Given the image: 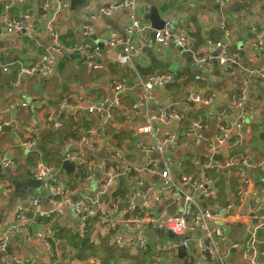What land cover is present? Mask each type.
Segmentation results:
<instances>
[{"label":"crops","instance_id":"crops-1","mask_svg":"<svg viewBox=\"0 0 264 264\" xmlns=\"http://www.w3.org/2000/svg\"><path fill=\"white\" fill-rule=\"evenodd\" d=\"M70 1L0 0V160L5 158L15 163L13 167L0 164V234L6 220H30V234L20 232L11 237L7 251L26 264H57L61 260L64 263L66 258L71 264L101 263L100 258H107L109 264H203L193 247L185 249L181 258L178 247L169 250L177 241L201 237V232L173 241L156 233L160 229L142 225L143 236L150 244L149 258L148 254L136 251L135 246L125 250L119 246L131 243L130 240L137 233L139 225L136 222L146 197V203L154 207L157 213L171 217L180 214V198L185 193L180 186L181 175L185 171L183 163L194 165L195 146L201 145L203 166L208 161V147L215 142L219 127L224 123L227 127L224 140L226 149L219 144L213 154L214 159L216 157L224 163L227 158L239 155L247 159L249 166L234 164L237 166L230 171L221 167L209 172L215 189L212 200L204 203L215 215L208 226L210 236L217 240L216 233L220 230V252L225 264H264V255H260L264 253V166L259 167L264 164V75L248 77L234 67L228 73H220L222 78L219 83L210 81L212 84L209 85L208 81L197 78L190 83L189 77L180 72L182 69L190 72L180 53L185 50H179L172 43L152 45L150 35L147 47L129 65L117 64V54L122 51L120 47L103 49L99 58L89 59L83 51L98 47V43L102 45L106 39H127L126 28L130 25L132 13L128 8H118L109 17L93 20L92 17L97 16L102 8L123 0H84L75 6L74 11L71 10ZM134 2V14L141 22L148 23L144 15L154 7L160 19L170 21L175 28L184 29L190 39L188 49L194 41L203 43L197 53L205 50L208 40L223 41L240 54V64L244 69L264 66V51L254 47L258 35L264 32V0H228L223 8L214 0ZM63 3H67L68 7H62ZM44 5H47V11L43 10ZM25 14L31 16L36 25L35 31L25 36L5 33L3 17L15 19ZM83 25L90 26L87 36L83 34ZM48 26L59 34L63 53L55 57L49 75L20 77V66L37 61L50 52ZM129 37L132 40L134 35ZM79 48L83 49L78 52L80 55H74ZM150 49L155 56L151 60L147 53ZM155 61V67L148 71ZM3 66H7L8 70L2 71ZM212 72L213 69H210L205 73L211 75ZM149 73L171 75V83L155 89L157 103L153 105L169 102L164 109L173 107L181 117L177 126L173 127L178 137L177 144L157 161L148 156L147 147L152 142L140 129L145 126L146 112L158 115L163 109L153 110L150 104L147 109L138 107L133 112V105L141 91L139 78ZM185 82H189L186 84L187 94L212 97L209 105H203L205 108L196 110L192 116L188 113L194 104L188 103L187 97L180 108L181 102L173 104L171 101L172 95L178 94ZM115 84H122L126 89L113 109L124 113L123 120L115 121L114 125L106 128L104 116L89 115L87 108L104 100L112 102ZM185 96L182 94V98ZM241 96L245 97V103L239 109L234 101ZM32 118L36 119L38 126L34 138L29 134ZM192 123H198V127L193 130L192 136H188ZM114 136L116 143L113 142ZM31 138L35 143L34 148H23L21 144ZM86 141L90 145H86ZM93 151H106L108 157L98 166ZM68 154L85 159L86 168L76 166L74 172L66 173L62 163ZM162 159L170 165L171 173L180 187L179 199L171 193L159 192ZM256 161L261 162L254 164ZM214 162L219 163L217 160ZM39 163L47 164L55 172L58 170L59 181L65 186V204L61 214L51 217L53 222L49 218L54 206L47 193L33 187V171ZM124 163L137 169V173L131 174L130 181L126 177L128 193L125 201L119 199L121 197H114L112 192L101 200V206L109 211L114 226L112 228L100 219L91 222L93 224L86 233L94 249V255L90 254L79 244H71L78 226L74 207L84 199L90 202L94 200L104 167L113 171L120 165L124 167ZM153 178H156L155 183L152 182ZM142 191L139 203L137 200ZM36 197L40 199L41 213L33 216L30 201ZM131 199L133 202L129 204ZM195 200L200 207L201 202ZM119 203L121 205H117ZM221 208H225V211L221 212ZM48 232L61 239L57 255H54L56 250L44 237ZM252 234L255 238H250ZM246 249L259 252L256 262L243 257ZM111 250L119 253L112 252L107 257ZM121 252L122 255H119ZM77 253L88 257L77 260L73 257ZM4 263L0 254V264Z\"/></svg>","mask_w":264,"mask_h":264},{"label":"built area","instance_id":"built-area-1","mask_svg":"<svg viewBox=\"0 0 264 264\" xmlns=\"http://www.w3.org/2000/svg\"><path fill=\"white\" fill-rule=\"evenodd\" d=\"M219 7L223 8L228 0H214ZM62 7H68L67 3H63ZM43 10L47 11V5H44ZM118 8H128L131 10L130 25L126 28L128 34L126 40L120 38L106 39L102 42L101 47H94L91 50L83 51L88 58L96 59L101 56V51L103 49H110L114 47H120L122 51L117 54L116 62L119 65L125 66L132 63L134 59L139 57L142 53L143 48L147 47L149 44L150 38L149 35L154 33L153 45L158 46L166 45L167 43H172L181 50H186L190 46V39L188 33L182 28H175L170 21H164L163 27L160 30L153 31L149 23H143L138 21L135 16L136 5L134 0H123L116 5H109L102 8L97 16H93V20L100 19V17H109L114 11ZM4 31L7 34L17 33L23 34L24 36L27 33H32L35 31L36 25L30 15L25 14L20 18L7 19L3 17ZM83 34L87 36L90 31L89 25H83L82 27ZM50 40L51 48L50 52L41 56L37 61L31 62L25 66L19 67V75L22 76H32L35 74L47 76L51 73V68L53 67L54 60L56 56H59L63 53V47L60 44L59 34L54 31L50 26L46 29ZM134 35V37L129 39V35ZM136 36V37H135ZM264 45V32L258 35L254 47L264 51V48H261ZM82 49V48H81ZM83 50V49H82ZM196 64L201 68L202 71L207 72L210 69L214 68L213 61L216 62V66L220 73H228L234 67H237L241 73L246 74L248 77L253 76H263L264 75V66L259 69H244L240 64V54L237 52H230L228 46L223 41L213 42L211 40L207 41L205 50L199 53L193 54ZM264 57V52H263ZM8 67L3 66L2 71H7ZM171 81L170 74H161V75H149L144 82H140V93L137 96L136 103L133 105V109L142 107L147 109L150 104L157 103V97L155 95V89L163 88ZM125 86L122 84H115L113 87L114 100L110 102L109 100L101 101L93 106L87 108L89 114H102L104 111V105H107L108 108L104 115V124H107L111 120L112 109L119 103V95L125 91ZM188 103L192 104H202L209 105L212 102V97H202L196 93H189L186 98ZM184 103V101H182ZM235 107L242 109L245 103V97H238L235 101ZM66 106V103H64ZM27 107V105H23ZM168 109V110H167ZM161 111L158 115L153 113L146 112L145 115V126L140 129V132L146 134L151 139V145L147 147V151L155 152L160 155L162 158L167 150L176 145L178 137L173 131V127L177 126L178 122L181 120L179 112L173 108L169 107ZM166 110V111H165ZM222 113V112H221ZM193 124V125H192ZM192 127L187 133L188 136L193 135V130L198 127V123H192ZM38 132V126L36 119H31V128L29 134L34 138ZM227 133V127L223 123L219 127L218 134L215 137V142L211 143L208 147L209 157L208 161L203 165V173L200 175V182H196L195 186L206 195H214V190L211 189V181L207 180L204 177V171L206 170H217L214 168L223 167L220 163L214 162L212 158L213 154L216 152V149L219 147V144H222L224 147V140ZM86 145H90L88 141L85 142ZM35 145L34 141H26L21 144L23 148L31 149ZM226 149V147H225ZM65 160L72 162L76 165H84L85 159L79 158L77 155L68 154L65 156ZM214 160V161H213ZM261 161H256L254 164H260ZM155 163V162H152ZM264 163V162H263ZM0 164L4 167H12L13 162L9 159L2 158ZM163 169L160 173V189L161 194L171 193L175 196L176 199L181 196L180 187L177 184L171 173L170 165L162 159ZM244 167L249 166V162L246 158L236 155L231 158H227L224 161V168L227 170L233 169L237 165ZM264 166V164L259 165V167ZM132 173H137V169L133 168L131 165L124 163L122 174L125 177H128ZM121 174V172L116 169V172L107 170L106 167L103 168V173L101 179L98 181V187L95 192L94 200L90 202L89 200H82L74 207V214L78 219V230L81 233H84L86 228L93 223L94 220H103L104 223L110 224L113 228L114 223L110 217L109 211H105L101 206L102 198L111 194L113 187L115 185L116 179ZM33 178L36 181L41 182L42 190H44L54 208L50 213V221L53 222L54 219L51 217H57L61 214L64 202L63 194L64 188L59 181L57 173L46 166L44 163H39L36 165ZM158 194V193H157ZM184 198V209L182 214L178 217H171L163 213H157L154 207H150L147 203V197L145 198V204L141 208V215L137 219V224L139 229L137 233L133 235L130 240L131 243L140 249L145 251L146 249V239L143 236V226L146 225L151 229H160L163 231H171L177 237H183L190 233L196 231L201 232V237L193 240H183L177 241L173 246L169 247V250L176 249L177 247H183L188 250L190 247H193L198 253L200 259L203 262H218L219 264H225V260L220 252V241L221 236L220 230H217L216 235L218 236L217 240H213L210 236L209 223L212 222L215 218L209 209H202L199 207L196 200L191 195L183 194ZM157 198V197H156ZM155 198V200H156ZM133 200L129 201V204H132ZM30 211L33 216L40 214V199L34 198L30 203ZM221 212L225 211V208L220 209ZM30 220H6L3 224V229L0 234V254L3 256L4 264H22L26 263L16 256L10 254L7 251L8 241L11 237L17 233L30 234L28 229V224ZM50 232L46 233L44 236L49 243ZM250 238H255L252 234ZM119 243V240L116 241ZM254 241H251L253 244ZM259 255V252L256 249H246L243 257L250 259L252 262H256V257ZM260 255H264L262 252Z\"/></svg>","mask_w":264,"mask_h":264},{"label":"rangeland","instance_id":"rangeland-1","mask_svg":"<svg viewBox=\"0 0 264 264\" xmlns=\"http://www.w3.org/2000/svg\"><path fill=\"white\" fill-rule=\"evenodd\" d=\"M203 42V41H202ZM203 43L199 41H194L192 43V46L190 49L188 50H185V51H181V55L183 56V59L186 61V67L187 69L189 68L190 72L182 69L180 72L189 77V81L190 83H194L195 79L199 77L200 73L202 72L201 69L197 66L195 60H194V57H193V54L197 53L199 47L202 45ZM81 49L79 48L78 51H76L75 54H79L78 53ZM88 50V49H87ZM149 52L148 54V58L151 60L153 59L155 56H154V53L152 52V50L150 49L149 51H147V53ZM157 64V61H155L152 65V67L150 69H148V71L151 69H153L155 67V65ZM65 64L62 65V68ZM153 72V71H152ZM187 92V89H186V85L183 86L182 88V92H179V93H183V94H186ZM179 93H175L174 95H172V99L171 101L173 102V104L175 103H179L181 102V98L182 96L179 95ZM169 104V102L167 103H161L159 106H155V105H150V108L153 109V110H162L166 107V105ZM184 103L181 102V105H179V108L180 106H183ZM124 105V104H123ZM158 107V108H157ZM205 106L201 105V104H194L192 105L191 107V110L190 112L188 113L190 116L193 115V113L198 110V109H204ZM117 114H119V112H116L115 111V119L114 120H118L117 118ZM114 143L117 142V140H114L113 141ZM202 145H204L202 143ZM194 152L196 153V160H195V164L194 165H189V163H186L184 165L183 163V166L185 168V171L183 172V176L181 175V179H180V186H181V191L182 192H185L184 194L186 195H192L194 196L196 199H198L200 202H201V205H204L205 203V195L203 194V192L201 190H199L196 186H195V183L196 182H200V177L199 175L201 174L202 170H203V166H202V154H203V151H202V146L201 145H196L195 146V149H194ZM92 155L95 157V159L97 160L98 162V166L100 164V162L104 159V158H107L108 157V153L106 151H93L92 152ZM148 156L149 157H152L154 156L153 153L149 152L148 153ZM118 169L121 174L118 176V178L116 179V182H115V185L113 187V191H112V194L114 197H117L119 196L123 191H127L126 189V177L122 174V171H123V166L120 165ZM116 169H114L113 171L116 172ZM208 176H211V174L208 172L207 173ZM183 177V179H182ZM156 181V178H153L152 179V182L155 183ZM96 183V181H95ZM181 206H182V210L180 211V214L177 215V216H180L182 214V211H183V205H184V198L181 197ZM138 202L140 201V199L138 198L137 200ZM166 238V237H164ZM168 239V238H166ZM211 263H218V262H211ZM203 264H209L208 262H203Z\"/></svg>","mask_w":264,"mask_h":264},{"label":"water","instance_id":"water-1","mask_svg":"<svg viewBox=\"0 0 264 264\" xmlns=\"http://www.w3.org/2000/svg\"><path fill=\"white\" fill-rule=\"evenodd\" d=\"M70 2H71V10L74 11L75 10V6L83 3L84 0H71ZM144 20L148 21V23H149V25H150V27H151V29L153 31L160 30L163 27V24H164V21L162 19H160V17H159V14H158L157 9H155L154 7L149 12H147V14L144 15ZM138 21H140V20H138ZM220 25H221V22L219 20L218 21V27H220ZM153 36H154V33L152 32L151 35H150V37L153 39ZM151 43L153 45V43H154L153 40H151ZM97 46L98 47H101V44L98 43ZM179 50H181V49H179ZM213 63H214L213 64L214 65V68H213L212 74L209 75L208 73L201 72L200 75H199V77L197 79H199V80L200 79H204V80L208 81L209 85H211L212 83H216V82L219 83V81H221V78H222L221 76L222 75H220V72H219V70H218V68L216 66V62L213 61ZM149 74L152 75L151 73H149ZM216 75H219V76H216ZM148 76L149 75L147 74L145 77H140L138 83L144 82L145 79ZM217 77L219 78L218 80L216 79ZM171 82H172V79H171L170 83ZM187 83L189 84V82L182 83V86H185ZM180 92H182V89L180 90ZM182 94L183 93H179L180 96H182ZM188 95H189V93L188 94L186 93V96L184 98H181V102H182V100L184 101L185 98L188 97ZM118 98H121V95H119ZM107 108H108V106L107 105H104V111L102 112V115L103 116L105 115V112H106ZM136 111H137V108L133 112H136ZM129 116H132V115L129 114ZM187 122H188V120H187ZM115 138H116V136L113 137L114 140H115ZM151 153H153L154 156L150 157V159L157 161V160H159L161 158L158 153H154V152H151ZM145 156H146V154H145ZM213 159H214V157H213ZM214 160H217V162H219L224 167V163L221 160H218L216 157H215ZM75 167L76 166L74 164H72L71 162H69L67 160H64L63 163H62V169L66 173H72V172H74V170L76 169ZM224 170H225V168H224ZM33 187L36 188V189L38 188L39 190H41V182L34 181ZM143 191L140 193V196L138 197L140 199L139 203L142 200ZM200 205H201V203H200ZM201 208L203 210L204 209H207L205 207V204L204 205H201ZM156 233H159V234H161V235L165 236L166 238H168L170 240H173V241H174V239L179 238L176 235H174L171 231H163V230H160V231H156ZM196 233L198 234V233H200V231H196L193 234H196ZM189 235H192V233H190ZM177 251H178V255H179L180 258L185 253V249H183L182 247H178Z\"/></svg>","mask_w":264,"mask_h":264},{"label":"trees","instance_id":"trees-1","mask_svg":"<svg viewBox=\"0 0 264 264\" xmlns=\"http://www.w3.org/2000/svg\"><path fill=\"white\" fill-rule=\"evenodd\" d=\"M214 41H217V39H214ZM228 49H229V51L230 52H236L235 51V48L234 47H228ZM116 112H119V111H116ZM88 114V113H87ZM123 112H119V114H117V118H118V120L117 121H121V120H123ZM89 115H93V114H89ZM115 119V111H112L111 112V120L107 123V124H105L106 126V128H108L107 126L108 125H110V124H112V125H114V122L116 121V120H114ZM13 162V164L15 165V163H14V161H12ZM48 166V165H47ZM13 167V166H12ZM49 167V166H48ZM84 168H86V166L84 167ZM83 168V169H84ZM210 171H215V170H206V171H204V177L207 179V180H209V181H211V189H213L214 190V193H215V189L213 188V184H212V180H211V177L210 176H208L207 175V173L208 172H210ZM57 172H58V170H57ZM130 176H132V175H129V177ZM128 177V178H129ZM129 181L131 180V178H129L128 179ZM63 185V188H64V194H63V196H65V186H64V184H62ZM127 189V188H126ZM127 193H128V189H127V191H123L119 196H117L116 198H118V197H121V198H119V199H122L123 201H125L126 200V196H127ZM214 197V195H212V196H210V195H206L205 196V202L208 204L211 200H212V198ZM102 199H105V197L104 198H102ZM125 199V200H124ZM122 201V202H123ZM121 202V203H122ZM121 203H119V204H117V205H121ZM87 230H88V228L85 230V232L83 233V234H80V233H76V236H73V238H72V245H74V244H79V246H81L82 248H84L85 250H88L89 251V253L90 254H93L94 255V249H93V247H92V244L90 243V241H89V238H88V235L86 234L87 233ZM86 234V235H85ZM79 235H81L82 237H80ZM147 244H146V249H145V251H141L140 249H138L135 245H134V243H127V244H121V246H119V247H122L124 250L127 248V247H136V251H138L139 253H141V254H143V255H146V254H148L149 253V242H148V239H147ZM61 248V245L57 248V250H58V252H59V249ZM85 250H81L82 252H84ZM112 252H115L116 254H118L119 252L117 251V250H111L110 252H109V254H108V256L107 257H109V255L112 253ZM119 255H122V252L119 254ZM151 255H149L148 254V258L150 257ZM75 259H77V260H83L84 258H87L88 257V255H86L85 257H83V255H82V253L81 254H75L74 256H73ZM94 257H96V256H94ZM63 261L61 260L59 263H57V264H71V262L69 261V259L68 258H66L65 259V261H64V263H62ZM100 262L101 263H81V264H109V260L107 259V258H100ZM134 264H144V263H134Z\"/></svg>","mask_w":264,"mask_h":264},{"label":"clouds","instance_id":"clouds-1","mask_svg":"<svg viewBox=\"0 0 264 264\" xmlns=\"http://www.w3.org/2000/svg\"><path fill=\"white\" fill-rule=\"evenodd\" d=\"M89 50H91V49H89ZM90 59V58H89ZM94 60V59H93ZM119 100H120V98H119ZM114 109V108H113ZM113 109H112V111H113ZM88 113V112H87ZM89 114V113H88ZM32 139V138H31ZM31 141H34L33 139L31 140ZM34 148V146L31 148V149H29V150H32ZM155 153V152H154ZM72 163V162H71ZM45 164V163H44ZM72 164H74V163H72ZM46 166H47V164H45ZM75 166H78V167H83V166H85L86 165V162H85V164L84 165H76V164H74ZM13 166H14V164H13ZM35 170V169H34ZM33 173H34V171H33ZM56 173H57V175L59 174L57 171H56ZM132 174H134V173H132ZM129 177V176H128ZM59 178V177H58ZM34 181H36L35 179H34ZM38 182V181H37ZM61 183V182H60ZM41 189H42V187H41ZM192 196V195H191ZM49 197V196H48ZM193 198H194V196H192ZM195 199V198H194ZM33 200V199H32ZM31 200V201H32ZM31 201H30V203H31ZM178 217V216H177ZM91 226V225H90ZM89 227V226H88ZM87 227V228H88ZM86 228V229H87ZM77 232L78 233H80V234H83V233H81L79 230H78V226H77ZM49 243H51L52 245H51V248H53V249H55L56 251H55V253H54V255H57L58 254V250H57V248L61 245V239L60 238H58L57 236H55V235H53V234H51V236H50V239H49ZM7 247H8V245H7ZM11 254V253H10ZM21 260V259H20ZM22 264H26V263H22Z\"/></svg>","mask_w":264,"mask_h":264}]
</instances>
